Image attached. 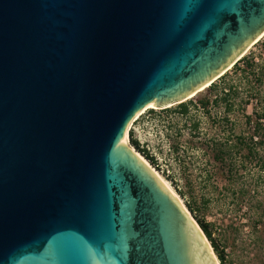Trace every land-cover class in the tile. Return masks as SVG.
<instances>
[{"label": "water", "instance_id": "1", "mask_svg": "<svg viewBox=\"0 0 264 264\" xmlns=\"http://www.w3.org/2000/svg\"><path fill=\"white\" fill-rule=\"evenodd\" d=\"M264 36V0H0V264H217L126 143Z\"/></svg>", "mask_w": 264, "mask_h": 264}, {"label": "rangeland", "instance_id": "2", "mask_svg": "<svg viewBox=\"0 0 264 264\" xmlns=\"http://www.w3.org/2000/svg\"><path fill=\"white\" fill-rule=\"evenodd\" d=\"M244 58L264 67V38L251 47ZM240 68H245L242 60ZM234 70L226 74L235 85L240 75ZM254 74L252 88L248 89L252 90L249 106L247 101L243 104L237 101L229 113H225L224 104L211 106L210 115L195 110L193 105L209 96V89L184 102L192 105L190 119L194 120L192 116H195L201 122L198 137L190 130V119L181 116L180 104L145 110L129 130V143L143 157L146 158L145 151L153 158L155 164L146 159L183 199L199 226L200 222L208 226L220 250H224L225 264H264V145H252L249 140L258 118H263V127L256 138L259 141L264 138V78L261 83L258 72ZM247 94L240 90L243 100H248ZM243 109L253 117L252 125L246 122ZM226 114L228 121L224 119ZM131 133L140 144V150L132 144ZM238 137H242L247 146L256 147L258 154L244 160L248 155L244 146L241 155L231 163L232 146L238 145ZM214 140L228 157L224 164L213 159Z\"/></svg>", "mask_w": 264, "mask_h": 264}, {"label": "trees", "instance_id": "3", "mask_svg": "<svg viewBox=\"0 0 264 264\" xmlns=\"http://www.w3.org/2000/svg\"><path fill=\"white\" fill-rule=\"evenodd\" d=\"M250 58H244L242 59V63L245 64V68L242 69L240 68V62L241 60L233 67L235 70V73H237V75H240V78H238V80H235L236 83L235 85L229 81L228 79V74H225L222 78L219 79V83L215 84L213 83V85H211L209 88V96L201 99L198 104L196 106L193 105V108L195 110H203L205 113H209L210 107L211 106H219L220 104H224L225 105V113H229L234 107H235V103L237 101H239V103L243 104L247 101V106L250 105L249 103V95H251V91L252 90H248L251 89L252 87V76H256V74H254V72H258L257 77H258V81H260L262 83V79L264 78V73H263V68L259 66L258 64H256L255 62L251 61L249 62ZM257 80V79H256ZM206 89V90H207ZM205 90V91H206ZM240 90H245L247 91V95H246V99L248 100H243V98H240ZM193 99V98H192ZM240 99V100H238ZM191 108L192 105L190 104H180L179 106V110H180V114L182 117L184 118H191ZM243 114L245 115V119L246 122L248 123V125H252L254 123V119L251 115L248 114L246 109H243ZM228 114H226V117L224 119H226V121H228L227 116ZM193 119H190V121L192 122L190 130L192 133H194V137L195 135H199V130H200V126H201V122L199 120H197L195 118V116H192ZM263 118H258V122L255 123V127H254V133L252 135V137L249 139L250 143L253 145V143H255V145H259L262 146L264 145V138L263 140L259 141L257 140L258 138H256L259 135V132L261 131L263 124L261 123ZM196 135V137H198ZM130 138L132 141V144L135 146V148H137L138 150H140V144L134 139L133 134H130ZM237 143L238 145L234 144L232 146V152L233 154L230 157L231 163H233L232 161H235V159L237 157H239L241 155V149L245 147H247L248 149V155L247 157H244V160L247 159H252L255 157L256 154H258V152H256V147H250L247 146V144L244 143V140L242 139V137H238L237 139ZM255 140H257V142H254ZM214 146H213V151H214V156L213 159L216 163H220V164H224L226 158L228 159V157H226L227 155L225 154V150L217 143L216 140H214ZM211 145V142H210ZM248 145H250L248 143ZM144 155L146 156L147 159H149L151 161L152 164H155V161L153 160L152 157H150V155L148 153H146L145 151L143 152ZM244 164V162H242ZM189 208L191 209L192 212H194L193 208L191 206H189ZM201 223V228L203 230V232L205 233V235L207 236V238L211 241L212 246L219 258V260L221 261L222 264H225V254H224V250H220V247L217 243V241L214 239L213 234L210 232L208 226L204 225L202 222Z\"/></svg>", "mask_w": 264, "mask_h": 264}, {"label": "bare ground", "instance_id": "4", "mask_svg": "<svg viewBox=\"0 0 264 264\" xmlns=\"http://www.w3.org/2000/svg\"><path fill=\"white\" fill-rule=\"evenodd\" d=\"M264 38V36H262L261 38H259L251 47H253V46H255L256 44H258L262 39ZM213 85V84H212ZM211 86V84H209V85H207V86H205V87H203L200 91H198L197 93H195L194 95H192L191 97H189V99H192V98H194V97H196L198 94H200V93H202V92H204L207 88H209ZM148 109H156V110H158L159 108H154L153 107V105H150L149 107H147L145 110H148ZM145 110L144 111H142L136 118H135V120H137L143 113H145ZM134 120V121H135ZM133 121V122H134ZM131 128V127H130ZM126 143L127 144H129V146H130V148L134 151V152H136L138 155H139V157L142 159V160H144L151 168H152V170L158 175V177L163 181V183L168 187V189L176 196V198L179 200V202L181 203V205H182V207L188 212V214L190 215V217L192 218V220L195 222V224L198 226V228L200 229V231L202 232V234H203V236H204V238L206 239V241H207V243H208V245H209V247H210V250H211V252H212V254H213V256H214V258H215V260H216V262H217V264H220V262H219V259L217 258V256H216V254L214 253V250H213V248L211 247V245H210V242H209V240L207 239V237L205 236V233L202 231V229H201V227L199 226V224L196 222V220L193 218V216H192V214H191V212L189 211V209L187 208V206L185 205V203H184V201H183V199H181V197L175 192V190L170 186V184H169V182L167 181V180H165L161 175H160V173L150 164V162L145 158V157H143L139 152H137L135 149H134V147L129 143V131H128V133H127V135H126Z\"/></svg>", "mask_w": 264, "mask_h": 264}]
</instances>
